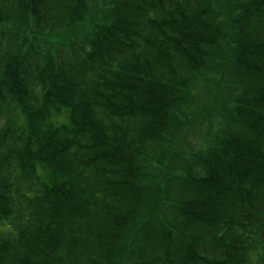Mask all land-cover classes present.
Instances as JSON below:
<instances>
[{"label": "trees", "instance_id": "trees-1", "mask_svg": "<svg viewBox=\"0 0 264 264\" xmlns=\"http://www.w3.org/2000/svg\"><path fill=\"white\" fill-rule=\"evenodd\" d=\"M96 1L0 0V264H264V0ZM225 50L227 124L183 188L142 172ZM146 188L174 211L127 238Z\"/></svg>", "mask_w": 264, "mask_h": 264}, {"label": "rangeland", "instance_id": "rangeland-1", "mask_svg": "<svg viewBox=\"0 0 264 264\" xmlns=\"http://www.w3.org/2000/svg\"><path fill=\"white\" fill-rule=\"evenodd\" d=\"M95 5L96 7L93 11L98 12L102 10V15L106 17L108 0H97ZM103 10H106L104 14ZM93 11L92 13H94ZM95 20L96 19L87 24L89 30L94 28ZM16 25H18V28L15 30L21 34L16 38L17 41H14V38L10 36L11 38L7 40L8 43H17L19 45L21 42H24V40H34L36 43V39L34 38L36 34L32 37L31 33L24 31L29 29L27 24L21 26V24L17 22L13 27L15 28ZM59 40H62L61 37H55V42ZM40 42L45 43L46 38L44 37ZM27 44V46L31 48L32 42L30 43L28 41ZM226 55H228V52L225 50L223 57L219 61H214L207 67L211 70V72H208L211 74V78L207 80L201 79L198 82L195 101L191 109L186 108V110L177 111L180 114L175 116L172 115L170 118L171 128L169 130L167 129L166 135L148 144L139 161L142 172H144L146 167L148 173L158 175L161 180H163V176L167 178L172 176L178 180L176 181V184L177 182L179 183L177 186L183 188L184 174L187 166H189L188 164H190L191 154L202 151L207 143L213 139V135L210 134L215 131L217 123L227 124L229 121L228 113L221 108V103H225L231 97L230 95L233 94L235 87L233 86L234 75L232 64L230 60H226ZM152 159H154L157 166L160 167L159 169L154 166V161ZM170 183V181L166 183L164 181V185L160 189L165 191V186ZM157 190L158 189L153 188L148 194V189L146 188V194L148 195L145 196L142 210V212L144 211L145 213L141 212L142 215L133 223L132 227L128 226L126 232L127 238L128 236L132 238L133 234L139 231L140 226L144 228V223L146 224L145 228H150L153 221L156 222V224H154L156 226L160 224L163 214H159L160 208L158 204H152ZM173 209L171 211L163 206L160 210L162 212L163 210L167 211L168 214H166V216L168 217L172 215ZM155 218L157 219L156 221ZM130 246V242H127V239L120 244L116 254V257L118 256V261L119 256L120 258H124L122 259L123 261L133 256L130 255L133 252V248L130 252Z\"/></svg>", "mask_w": 264, "mask_h": 264}]
</instances>
